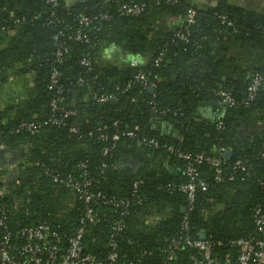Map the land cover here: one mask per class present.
<instances>
[{"label": "trees", "instance_id": "obj_1", "mask_svg": "<svg viewBox=\"0 0 264 264\" xmlns=\"http://www.w3.org/2000/svg\"><path fill=\"white\" fill-rule=\"evenodd\" d=\"M213 1L0 0V89L30 85L0 108V148L20 164L11 183L0 169V239L21 248L24 229L47 225L66 249L83 227L82 253L100 264L111 253L118 264L202 260L184 247L169 261L165 240L180 238L210 240L214 264H237L231 242H264V129L238 135L264 123V0ZM110 46L122 60L104 59ZM180 154L204 159L191 211ZM209 159L222 163L219 180ZM54 177L90 182L95 198ZM87 209L96 221L81 224Z\"/></svg>", "mask_w": 264, "mask_h": 264}, {"label": "built area", "instance_id": "obj_2", "mask_svg": "<svg viewBox=\"0 0 264 264\" xmlns=\"http://www.w3.org/2000/svg\"><path fill=\"white\" fill-rule=\"evenodd\" d=\"M171 1V0H167ZM128 13H137L139 10L137 8H127ZM194 18V11H187V20L192 22ZM84 23L87 22V19L82 20ZM140 61V58L137 56L132 57L130 61L131 67H136ZM87 65L86 62H84ZM56 73L52 75V86L56 84L55 81ZM138 80L145 81L144 75H138ZM261 83V78L259 76L254 77L252 83L248 89L249 100L253 99L255 92L259 88ZM220 96L223 98L225 105L232 106L234 104L233 99L227 93H220ZM105 101V99H101ZM53 108H56L55 104L52 105ZM52 123L57 124L56 121ZM25 128L28 132L33 133L35 125L33 123L25 125ZM131 135V134H130ZM117 137H114L116 139ZM153 143V142H152ZM226 152V151H225ZM184 160L188 161L186 167V173L190 177V182L186 185L181 186L180 190L187 196L189 202L188 210L191 211V203L195 198V190L197 188L205 190L206 184L198 180L197 168L194 165V162L201 163L204 159L202 156H197L194 159L189 154H180L179 155ZM208 163L216 170V180L220 179L222 174V163L218 159H209ZM81 167H84L83 165ZM55 182L62 183L65 186L71 188L74 191H77L81 194L82 199L86 203L92 201L95 196L92 193L87 191V188L90 186V182L79 183L72 177H67L66 179H58L54 177ZM2 192H0V196ZM256 215H259V211H256ZM95 215L91 209H87L84 217L81 220V224L85 222H95ZM258 225H264V217H260L257 220ZM2 225V222H0ZM84 226V225H83ZM120 227L115 226L114 231H120ZM85 233V229L80 227L76 232L75 236L68 239L67 248H62L58 242L59 238L56 233H50V228L47 225L40 226L38 228H28L22 231V235L25 236L26 243L21 248L16 247L10 242V234H5L0 239V264H100L95 257L85 255L82 253V237ZM165 243L170 248L168 260H173V251L180 250V248L191 247L194 248L199 254L202 255V260L193 258L192 264H214V259L210 255L211 248L215 245L210 240H191L183 239L179 240H169L166 239ZM221 245V243H217ZM231 245L240 249V256L238 258L237 264H264V242L259 241L254 243L251 239H239L231 242ZM47 246V250L44 247ZM112 246V245H111ZM117 254L111 253L108 257V264L117 263ZM118 264V263H117ZM225 264H230L229 260H226Z\"/></svg>", "mask_w": 264, "mask_h": 264}, {"label": "crops", "instance_id": "obj_3", "mask_svg": "<svg viewBox=\"0 0 264 264\" xmlns=\"http://www.w3.org/2000/svg\"><path fill=\"white\" fill-rule=\"evenodd\" d=\"M259 0H246L244 1L243 5H249V3L257 4ZM204 3L207 4H214L215 1L213 0H204ZM111 57L123 59L122 56L113 52ZM28 83V84H27ZM30 88L29 82L27 78H20L17 79L16 82L11 86L7 85L0 89V108L7 105L8 103L14 101L16 98H20L22 94ZM16 97V98H15ZM254 127H258L259 129H264V123H260L257 125H252L249 123L248 126H243L238 130V135L246 136L251 132V129ZM21 159H19L20 161ZM18 160L14 157V153H10L7 150L0 148V169L5 170V180L9 183L14 181L15 174L18 170Z\"/></svg>", "mask_w": 264, "mask_h": 264}, {"label": "clouds", "instance_id": "obj_4", "mask_svg": "<svg viewBox=\"0 0 264 264\" xmlns=\"http://www.w3.org/2000/svg\"><path fill=\"white\" fill-rule=\"evenodd\" d=\"M113 47L112 46H110L108 49H106L105 51H104V53H103V57H104V59H110L111 58V55H112V53H113Z\"/></svg>", "mask_w": 264, "mask_h": 264}, {"label": "water", "instance_id": "obj_5", "mask_svg": "<svg viewBox=\"0 0 264 264\" xmlns=\"http://www.w3.org/2000/svg\"><path fill=\"white\" fill-rule=\"evenodd\" d=\"M148 91H149V92H152L151 89H148ZM230 156H231V152H230V151H227V152L224 153V157H225V159H228ZM204 238H205V234L202 233L201 236H200V239H204Z\"/></svg>", "mask_w": 264, "mask_h": 264}]
</instances>
